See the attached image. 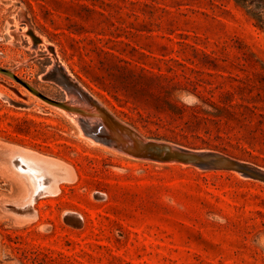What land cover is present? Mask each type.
<instances>
[{"label": "rangeland", "instance_id": "rangeland-1", "mask_svg": "<svg viewBox=\"0 0 264 264\" xmlns=\"http://www.w3.org/2000/svg\"><path fill=\"white\" fill-rule=\"evenodd\" d=\"M54 65L135 137L264 174V6L0 0V264H264V179L93 140L8 75L74 99Z\"/></svg>", "mask_w": 264, "mask_h": 264}, {"label": "water", "instance_id": "water-1", "mask_svg": "<svg viewBox=\"0 0 264 264\" xmlns=\"http://www.w3.org/2000/svg\"><path fill=\"white\" fill-rule=\"evenodd\" d=\"M0 72L6 73L3 70H0ZM8 75L12 77L17 83L21 84L24 88L30 90L27 84L20 81L10 73ZM62 86L65 88L68 85L64 84ZM71 86L72 85H70V87ZM76 91L77 92L74 94L76 97L84 100L89 105L95 104L88 94L83 93L79 89ZM118 123L119 125H113L118 133L121 134V139H119L117 135L113 134L111 131H107V128L104 126V124L94 123L90 125L86 123V121L81 122V124L84 125V129L86 130V132H84L86 135L105 145H112V147H114L117 151L135 158L146 159L160 163H181L193 165L202 170H231L242 173L246 177L264 179L263 173L220 153L188 150L166 142L144 140L142 138L134 137L128 126L120 122ZM130 137L132 139H130Z\"/></svg>", "mask_w": 264, "mask_h": 264}, {"label": "bare ground", "instance_id": "bare-ground-1", "mask_svg": "<svg viewBox=\"0 0 264 264\" xmlns=\"http://www.w3.org/2000/svg\"><path fill=\"white\" fill-rule=\"evenodd\" d=\"M56 66L57 65H54L53 70H51L50 76H55V77L58 76L62 80V85L67 84L68 86H66L65 88H66V90L68 92H70L72 94H75V92H77L76 90H78V89L81 90L83 93L87 94L81 87L78 86V84L76 82H73V80H69L68 79V75L66 74L64 69H63L64 71L63 70L60 71V70L56 69ZM53 79H54V77H53ZM60 79H59V81H60ZM70 85H72V86L70 87ZM29 92L32 93L37 98H39L40 100H42L43 102H45V103L57 108L58 110L62 111L65 115H67V116L71 117L72 119H74L76 122H78L80 124V126L83 128V130L85 132H86V130L84 129V125L81 124V122H82L81 119L82 118L80 119V117H83V119H84V117L88 118L90 122H93V121H96V120H98V122L101 121L102 124H104V126L107 128V131H111L113 134H116L119 139L122 138L121 134H119L118 131L114 127V125L115 126L119 125L118 121H116L114 119V117H112V114L110 115V113H108L104 108L99 107L98 103L92 97L91 98L95 102V104H93V105L90 104L89 105V104H87V102H85L84 100L79 99L78 97H75V98H77V100L74 98V99H71V100L69 99L66 102H57V101H54V100H52V99L40 94L39 92H35V91H32V90L31 91L29 90ZM88 114L91 115V116L87 117L86 115H88ZM134 137H135V134H134ZM110 147H112V145H110ZM132 158H134V157H132Z\"/></svg>", "mask_w": 264, "mask_h": 264}, {"label": "trees", "instance_id": "trees-1", "mask_svg": "<svg viewBox=\"0 0 264 264\" xmlns=\"http://www.w3.org/2000/svg\"><path fill=\"white\" fill-rule=\"evenodd\" d=\"M252 1H256L257 3H259L261 6H264V0H252ZM251 0H235V3L239 6H242V7H246L247 4H249L250 2H252ZM240 108H243L244 109V114L243 113H239L236 114L233 112L232 109H234L235 107L233 105H229L227 108H224L226 114H227V118L229 119H232V120H235L237 121L239 124L241 125H244V123H246L249 118L247 119L246 115L247 114H254V109L249 107V106H238ZM216 119L214 120H210V122L213 123V125H218L220 120L218 119L219 118V115H215ZM248 123V122H247ZM250 139H253V136L252 135H247Z\"/></svg>", "mask_w": 264, "mask_h": 264}]
</instances>
